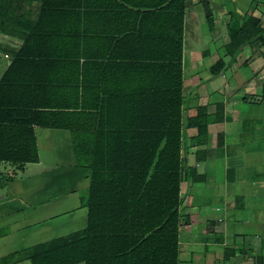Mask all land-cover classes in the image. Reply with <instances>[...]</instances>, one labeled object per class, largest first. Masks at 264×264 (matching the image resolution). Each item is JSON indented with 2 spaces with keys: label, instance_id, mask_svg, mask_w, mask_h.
I'll use <instances>...</instances> for the list:
<instances>
[{
  "label": "crops",
  "instance_id": "0c3cea01",
  "mask_svg": "<svg viewBox=\"0 0 264 264\" xmlns=\"http://www.w3.org/2000/svg\"><path fill=\"white\" fill-rule=\"evenodd\" d=\"M13 9L14 27L0 33V80L43 92L54 127L31 125L37 162H0V264H31L33 248L87 227L90 170L76 166L72 146L86 132L55 128V109L79 107L80 93L84 106L97 92L107 107L112 94L155 91V65L173 60L176 264H264V0H29ZM230 15L261 29L233 55Z\"/></svg>",
  "mask_w": 264,
  "mask_h": 264
},
{
  "label": "trees",
  "instance_id": "16d2710c",
  "mask_svg": "<svg viewBox=\"0 0 264 264\" xmlns=\"http://www.w3.org/2000/svg\"><path fill=\"white\" fill-rule=\"evenodd\" d=\"M20 1L29 0H0V33L14 27ZM227 33L233 55L261 29L256 19L238 24L230 15ZM173 62L155 65V91L112 94L107 107L97 92L84 106L80 93L79 107L55 109V128L86 132L73 134L72 146L76 166L90 170L87 227L33 248L31 264H176L181 94ZM15 83L0 80V162L35 163L31 125L53 128L52 109L43 92L11 90ZM88 115L91 126L80 123ZM201 117L192 121L197 134L206 127Z\"/></svg>",
  "mask_w": 264,
  "mask_h": 264
},
{
  "label": "built area",
  "instance_id": "2783aa9c",
  "mask_svg": "<svg viewBox=\"0 0 264 264\" xmlns=\"http://www.w3.org/2000/svg\"><path fill=\"white\" fill-rule=\"evenodd\" d=\"M215 211L218 212V208H215Z\"/></svg>",
  "mask_w": 264,
  "mask_h": 264
}]
</instances>
